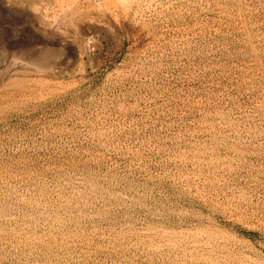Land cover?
Wrapping results in <instances>:
<instances>
[{
	"label": "rangeland",
	"instance_id": "374dc122",
	"mask_svg": "<svg viewBox=\"0 0 264 264\" xmlns=\"http://www.w3.org/2000/svg\"><path fill=\"white\" fill-rule=\"evenodd\" d=\"M0 264H264V0H0Z\"/></svg>",
	"mask_w": 264,
	"mask_h": 264
},
{
	"label": "bare ground",
	"instance_id": "6f19581e",
	"mask_svg": "<svg viewBox=\"0 0 264 264\" xmlns=\"http://www.w3.org/2000/svg\"><path fill=\"white\" fill-rule=\"evenodd\" d=\"M47 22V21H46ZM45 25V24H44ZM49 26V25H48ZM47 27V26H46Z\"/></svg>",
	"mask_w": 264,
	"mask_h": 264
}]
</instances>
